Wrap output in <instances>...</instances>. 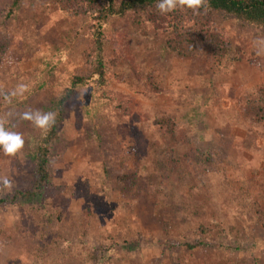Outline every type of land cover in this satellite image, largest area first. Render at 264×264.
Here are the masks:
<instances>
[{
    "label": "rangeland",
    "instance_id": "obj_1",
    "mask_svg": "<svg viewBox=\"0 0 264 264\" xmlns=\"http://www.w3.org/2000/svg\"><path fill=\"white\" fill-rule=\"evenodd\" d=\"M12 2L0 0V121L25 143L0 150L12 182L0 264H264V30L213 14L227 45L182 57L167 29L114 16L102 82L87 60L90 3ZM74 75L87 81L65 104L53 179L25 201L44 130L23 113L53 112Z\"/></svg>",
    "mask_w": 264,
    "mask_h": 264
},
{
    "label": "trees",
    "instance_id": "obj_2",
    "mask_svg": "<svg viewBox=\"0 0 264 264\" xmlns=\"http://www.w3.org/2000/svg\"><path fill=\"white\" fill-rule=\"evenodd\" d=\"M21 0H13L11 9L15 8ZM62 9L85 13L83 3L92 5L93 23L90 31L93 35V45L87 53V60L94 70V74L102 81H106L108 71L104 55V46L109 41L105 32V25L114 16H125L134 23L143 25L156 23L167 29L169 35L166 39L167 47L182 57L193 56L197 47L210 44L216 47H225L229 41L227 30L222 26L211 23L209 16L217 13L233 15L249 25H256L264 30V0H206V6L198 12L188 8H177L168 13H161L156 8L158 0H56ZM87 81L86 77L74 75L70 86L66 87L64 94L58 98L53 112L56 113V123L43 135L39 142L35 161V182L32 189L17 190L16 197L25 201L38 198L46 185L53 179L51 158L54 145L59 140V129L65 114V104L75 95L76 87ZM254 105L262 109L260 101ZM260 104V106H259ZM254 106L253 104H251ZM165 134L170 132L179 139L175 131L174 121L170 118L160 120ZM7 128V127H6ZM4 201V200H1Z\"/></svg>",
    "mask_w": 264,
    "mask_h": 264
},
{
    "label": "clouds",
    "instance_id": "obj_3",
    "mask_svg": "<svg viewBox=\"0 0 264 264\" xmlns=\"http://www.w3.org/2000/svg\"><path fill=\"white\" fill-rule=\"evenodd\" d=\"M205 6L206 0H158L156 4V8L162 14L174 11L177 8H188L192 9L194 12H198ZM22 118L30 121L34 127L45 131L49 130L56 123V113L52 111H28L23 113ZM24 143L25 141L19 132L6 128L4 123L0 121V150H2L5 155H15L24 147ZM0 185L10 188L12 182L6 176L0 177Z\"/></svg>",
    "mask_w": 264,
    "mask_h": 264
}]
</instances>
